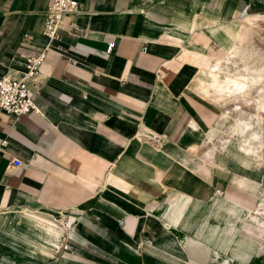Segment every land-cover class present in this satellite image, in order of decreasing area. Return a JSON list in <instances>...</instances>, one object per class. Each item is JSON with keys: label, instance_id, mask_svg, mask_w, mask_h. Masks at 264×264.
Instances as JSON below:
<instances>
[{"label": "crops", "instance_id": "crops-1", "mask_svg": "<svg viewBox=\"0 0 264 264\" xmlns=\"http://www.w3.org/2000/svg\"><path fill=\"white\" fill-rule=\"evenodd\" d=\"M47 2L0 0V75L44 49L40 114L0 112V264H264V121L223 110L262 92L220 74L264 0H77L50 41Z\"/></svg>", "mask_w": 264, "mask_h": 264}, {"label": "built area", "instance_id": "built-area-1", "mask_svg": "<svg viewBox=\"0 0 264 264\" xmlns=\"http://www.w3.org/2000/svg\"><path fill=\"white\" fill-rule=\"evenodd\" d=\"M77 0H48L44 10L42 34L50 41L56 35L58 25L67 13L75 11ZM247 4H243L237 17L242 19L247 15ZM48 46V44L46 45ZM113 47V41H108L104 53ZM44 57V49L25 55L23 68L17 74L3 73L0 75V112L13 118L27 112L40 114V109L34 102V77L37 68ZM10 165L19 166L20 161L12 159Z\"/></svg>", "mask_w": 264, "mask_h": 264}, {"label": "rangeland", "instance_id": "rangeland-1", "mask_svg": "<svg viewBox=\"0 0 264 264\" xmlns=\"http://www.w3.org/2000/svg\"><path fill=\"white\" fill-rule=\"evenodd\" d=\"M249 22H251V23H249ZM240 24H241L242 29H246V27H248V29L245 31L241 30L239 32L238 43H236L234 45V46H237L239 50L233 57H231V59L229 61H224L221 63L220 74L221 75L223 74V76L235 75V76L239 77V80L241 79L242 81H244L247 84V87L249 85H255L256 91L262 92V93L259 96L254 97V98L248 97V99L243 97V95L239 96V98H233V97L231 99L228 97L224 98V99L221 98V99H223V102L226 100V103L223 104V110H230V114H232L233 117H235L236 114L240 113L238 111H241V115L244 117L246 116V113L250 114V113L254 112V117H255L254 120L255 121L258 120V116L260 119H262L264 121V114L261 113V111L264 112V86H263L264 80L261 82V76L262 75L264 76V17H262V16L261 17L260 16H250L247 20L240 21ZM243 32H245V33H243ZM243 34H246V38L244 40L245 41L244 45L247 47V49L242 48L241 44H240V42L242 40V36H244ZM244 54H246V55H244ZM247 55H248V60L253 62V66L249 67L250 69H254L253 75L247 74L246 71L248 70V68L245 65H243L242 67H240L241 64L238 65V68L241 71L239 69L236 70L237 67H235V66H231L229 64L227 65V63L231 62L234 57L237 56V57L242 58V57H246ZM221 56L227 57V51L224 52ZM214 63H215V61L212 64H210L209 66L213 65ZM202 88H204L206 90V82L204 83ZM251 90H253V89H251ZM250 94H251V92H250ZM233 126H232V128H233ZM257 127H255V129H257ZM255 131L256 132H262V134L264 135V130L258 131V129H257ZM231 132H233V133H231ZM234 132H235L234 130H231L229 128L224 129L221 139L225 138L223 136H228V135H232V134H233L232 137L237 138V136ZM224 143L226 144L228 142H225L223 140L221 146H223ZM230 145L231 144H228L227 147H229ZM209 147L210 148L215 147L217 149L219 148L217 145L214 146V143L209 144Z\"/></svg>", "mask_w": 264, "mask_h": 264}, {"label": "bare ground", "instance_id": "bare-ground-1", "mask_svg": "<svg viewBox=\"0 0 264 264\" xmlns=\"http://www.w3.org/2000/svg\"><path fill=\"white\" fill-rule=\"evenodd\" d=\"M244 17H246V16H244ZM238 50L239 49L237 47H234L229 53L230 56H234L238 52ZM227 82L229 85L232 84L233 88L237 91H242L243 89L246 88V85H247L244 81H240V80H237L235 78H233V79L230 78Z\"/></svg>", "mask_w": 264, "mask_h": 264}]
</instances>
